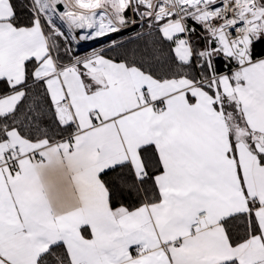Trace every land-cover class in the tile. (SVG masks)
Masks as SVG:
<instances>
[{
  "label": "snow or ice",
  "instance_id": "obj_1",
  "mask_svg": "<svg viewBox=\"0 0 264 264\" xmlns=\"http://www.w3.org/2000/svg\"><path fill=\"white\" fill-rule=\"evenodd\" d=\"M0 264H264V0H0Z\"/></svg>",
  "mask_w": 264,
  "mask_h": 264
},
{
  "label": "trees",
  "instance_id": "obj_2",
  "mask_svg": "<svg viewBox=\"0 0 264 264\" xmlns=\"http://www.w3.org/2000/svg\"><path fill=\"white\" fill-rule=\"evenodd\" d=\"M16 2L20 3V4H28V3H30V0H16ZM22 13L24 15H27L28 14L27 8H22ZM128 35H129V32L126 31L123 34L122 37L120 35H118V34H113V37L116 38V39L127 40ZM61 43H63L62 40H61ZM107 43H108V38H102V40L98 41L95 45H97V46L99 45V47H101L102 45H106ZM128 47L129 48H133V47H135V44H130V45H128ZM61 51L63 52V49H61ZM79 53H81V52H77V51L73 50V54L74 55H79ZM110 55H115V53H110ZM65 60H67V57H65ZM118 202H123L125 204L131 205V204H133L135 202V198L134 197H129L127 195H124L123 197H120V200Z\"/></svg>",
  "mask_w": 264,
  "mask_h": 264
},
{
  "label": "rangeland",
  "instance_id": "obj_3",
  "mask_svg": "<svg viewBox=\"0 0 264 264\" xmlns=\"http://www.w3.org/2000/svg\"><path fill=\"white\" fill-rule=\"evenodd\" d=\"M107 38V37H106ZM98 41H90V42H80L79 45H74L73 49L77 52H81L82 54H87L90 52L93 48H98L99 45H95Z\"/></svg>",
  "mask_w": 264,
  "mask_h": 264
},
{
  "label": "crops",
  "instance_id": "obj_4",
  "mask_svg": "<svg viewBox=\"0 0 264 264\" xmlns=\"http://www.w3.org/2000/svg\"><path fill=\"white\" fill-rule=\"evenodd\" d=\"M79 55H80V56H83V55H85V54L79 53Z\"/></svg>",
  "mask_w": 264,
  "mask_h": 264
},
{
  "label": "bare ground",
  "instance_id": "obj_5",
  "mask_svg": "<svg viewBox=\"0 0 264 264\" xmlns=\"http://www.w3.org/2000/svg\"><path fill=\"white\" fill-rule=\"evenodd\" d=\"M83 42H85V43H86V42H90V41H83Z\"/></svg>",
  "mask_w": 264,
  "mask_h": 264
}]
</instances>
